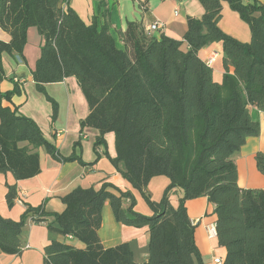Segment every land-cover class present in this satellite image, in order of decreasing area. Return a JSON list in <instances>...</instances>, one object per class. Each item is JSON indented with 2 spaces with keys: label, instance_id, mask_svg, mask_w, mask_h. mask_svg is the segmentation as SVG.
<instances>
[{
  "label": "trees",
  "instance_id": "1",
  "mask_svg": "<svg viewBox=\"0 0 264 264\" xmlns=\"http://www.w3.org/2000/svg\"><path fill=\"white\" fill-rule=\"evenodd\" d=\"M198 1L204 14L186 18L181 40L163 34L156 39L128 23L119 35V49L107 22L84 24L67 1L0 0V29L10 36L8 42L0 40V81L6 79L1 55L22 60L27 31L35 28L42 39L32 72L36 90L44 94L47 84L76 80L89 109L80 131H98L95 151L99 145L106 148L105 134L114 135L116 156L109 162L151 212L137 213L131 193L110 184L79 187L61 198L65 208L59 214L47 213L41 205L27 206L17 222L0 216L2 253L20 255L23 228L30 220L83 245L78 249L51 240L43 264H201L186 202L204 197L214 207L218 245L226 250L222 264H264V192L239 187L232 159L247 138L260 132L250 109L264 112V6L256 0ZM224 4L247 26V42L218 26ZM212 43L222 47L220 83L198 57ZM13 86L11 92L0 91V174L9 173L16 182L37 176L39 148L56 162L90 165L73 153L62 156L34 121L3 105L20 94L19 85ZM46 100L53 122L57 105L48 96ZM254 161L264 176V154L257 152ZM155 177L169 181L159 201L146 191ZM5 187L10 208L16 187ZM174 190L183 193L175 206L170 202ZM106 201L117 223L147 228L146 262L136 263L127 243L102 247L98 230Z\"/></svg>",
  "mask_w": 264,
  "mask_h": 264
},
{
  "label": "crops",
  "instance_id": "2",
  "mask_svg": "<svg viewBox=\"0 0 264 264\" xmlns=\"http://www.w3.org/2000/svg\"><path fill=\"white\" fill-rule=\"evenodd\" d=\"M68 6L78 15L84 24L90 25L93 20L98 25L107 22L109 32L116 46L123 48L119 39L128 23H136L143 28L154 22L162 24L161 33L151 36L158 39L161 34L181 40L186 31V18H201L204 9L198 0H66ZM264 6V0H256ZM244 3L247 0H243ZM220 29L242 42L250 38L247 26L240 21L238 15L224 4L222 18L218 23ZM0 40L8 42L10 36L0 29ZM42 39L35 28H30L26 34V44L22 51L21 60L7 53L1 55L2 70L6 79L0 81L2 93L11 92L13 82L20 87V94L14 95L10 102L3 105L11 109L17 108L18 113L31 119L41 130L48 143L58 152L68 157L72 153L88 166L77 162L59 163L54 161L44 148L36 150L39 156L40 173L28 180L15 181L11 174H0V216L4 219L19 221L27 206L32 208L43 205L45 212L59 214L65 206L61 198L76 188L98 189L107 183L120 192H129L135 199V211L144 216L151 212L146 206L139 205L140 194L133 190L121 177L120 173L109 162L108 157L116 156L114 135H104L106 148L99 145L95 151L94 143L99 135L92 128L80 131V122L84 120L89 109L84 96L73 77L62 82L44 86V94L39 93L32 79L35 63L40 56ZM214 61L208 64V60ZM198 57L212 69V78L220 83L224 73L222 67V47L220 43H212L198 51ZM13 80V81H12ZM46 96L57 105L55 120L52 122V106ZM254 122L259 123L260 132L257 137L247 138L244 145L232 159L236 165L237 183L242 189H258L264 192V176L255 165L254 156L257 152L264 154V112L250 109ZM77 144V145H76ZM21 144V146H24ZM169 181L165 177H155L150 180L147 189L155 191L153 201H159ZM6 185L16 187V199L12 207H8L5 195ZM181 190H174L170 198L172 205H177L182 197ZM214 207L204 197L186 202V211L191 224L194 226V242L198 249L201 264H214L213 259L224 261L226 250L220 247L217 238L208 239L206 228L215 224ZM101 226L98 237L103 248H112L127 243L136 263H144L148 259L147 228L126 227L114 220L109 202L103 204ZM24 245L20 255H6L0 251V264H43L44 248L51 240L65 242L81 249L83 245L73 239L63 238L47 230L45 223L33 224L28 220L23 228ZM194 264H198L194 261Z\"/></svg>",
  "mask_w": 264,
  "mask_h": 264
},
{
  "label": "built area",
  "instance_id": "3",
  "mask_svg": "<svg viewBox=\"0 0 264 264\" xmlns=\"http://www.w3.org/2000/svg\"><path fill=\"white\" fill-rule=\"evenodd\" d=\"M66 1V0H64ZM144 32L148 35L151 36L152 34L155 33H161L162 31V24L159 22H154L150 25L145 26L144 28ZM214 61V57L212 56L211 58H209L208 60V64L212 63ZM206 233H207V237L208 239H214L216 238V229H215V224H210L209 226H207L206 228ZM213 263L214 264H222V260L219 258H214L213 259Z\"/></svg>",
  "mask_w": 264,
  "mask_h": 264
},
{
  "label": "rangeland",
  "instance_id": "4",
  "mask_svg": "<svg viewBox=\"0 0 264 264\" xmlns=\"http://www.w3.org/2000/svg\"><path fill=\"white\" fill-rule=\"evenodd\" d=\"M244 24V23H243ZM245 25V24H244ZM246 26V25H245ZM146 191H147V195L150 197V199L152 200L154 197H155V191H153L152 193L151 192H149L148 191V189H146ZM138 200H139V205H145V203H144V201H143V199H142V197H141V195H140V197H138Z\"/></svg>",
  "mask_w": 264,
  "mask_h": 264
}]
</instances>
